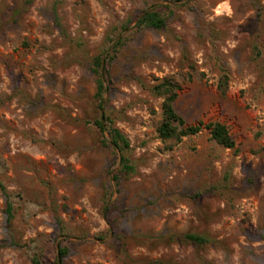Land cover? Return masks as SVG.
Listing matches in <instances>:
<instances>
[{
  "label": "rangeland",
  "instance_id": "obj_1",
  "mask_svg": "<svg viewBox=\"0 0 264 264\" xmlns=\"http://www.w3.org/2000/svg\"><path fill=\"white\" fill-rule=\"evenodd\" d=\"M151 9L164 28L136 26ZM109 52L106 113L133 165L118 185L94 123ZM167 77L187 123L225 124L233 148L206 128L159 137ZM0 182V264H55L59 244L62 264H264V0H0Z\"/></svg>",
  "mask_w": 264,
  "mask_h": 264
},
{
  "label": "trees",
  "instance_id": "obj_2",
  "mask_svg": "<svg viewBox=\"0 0 264 264\" xmlns=\"http://www.w3.org/2000/svg\"><path fill=\"white\" fill-rule=\"evenodd\" d=\"M31 1V0H29ZM165 19L162 15L154 10H147L144 12L143 16L140 17L136 26H148L154 29H162L165 27ZM113 55L107 53L104 57L103 55L95 56L92 60L91 71L96 76V92L94 98L97 103V109L100 112L98 119L94 121L95 126L98 130L104 134H108V138L104 137L103 143L110 147L115 154L119 155L120 168L114 174L113 179L116 184H119L122 176H127L132 173L133 165L129 158L126 156V152L130 150V142L126 136L116 127L112 126L111 119L106 113L104 94L106 92V85L104 77L108 75L106 69V63L112 60ZM228 81V76L223 75L220 86L226 88ZM153 91L156 95L162 97L161 104V119L157 128L158 135L163 140H174L175 142L181 141L185 136L193 135L198 133L202 128L209 130L211 137L217 143L224 147L233 148L235 142L228 131L225 124L221 122H209L204 123L199 121L196 124H188L185 118L178 113L175 108L176 100L179 97L180 85L172 78H164L159 83L153 87ZM0 190L5 200V223L10 230V224L13 218V204L11 201V194L6 190L5 186L0 182ZM59 224V220L57 219ZM60 226V224H59ZM60 229L61 226H60ZM185 241L196 245H203L209 241L206 236L196 234V233H185L182 235ZM67 255V248L59 244V249L56 255L55 264H62L63 259ZM33 264H41L39 258L32 259Z\"/></svg>",
  "mask_w": 264,
  "mask_h": 264
}]
</instances>
